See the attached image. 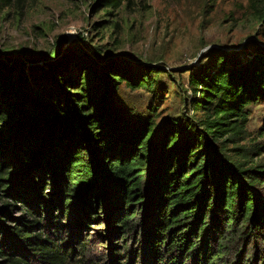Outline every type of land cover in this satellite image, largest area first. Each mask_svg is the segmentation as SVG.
Wrapping results in <instances>:
<instances>
[{
    "label": "trees",
    "instance_id": "1",
    "mask_svg": "<svg viewBox=\"0 0 264 264\" xmlns=\"http://www.w3.org/2000/svg\"><path fill=\"white\" fill-rule=\"evenodd\" d=\"M248 1L264 20V0ZM251 43L248 53L210 48L186 69L191 114L160 129L115 102L122 82L155 94L160 66L105 58L83 40L31 62L30 74L0 60V264L82 262L83 242L76 251L65 234L43 233L42 220L66 227L53 206L78 211L81 224L104 215L123 241L141 237L148 264H264V118L254 136L247 129L264 104V45ZM50 180L58 187L46 206L38 193ZM104 264L132 262L116 251Z\"/></svg>",
    "mask_w": 264,
    "mask_h": 264
},
{
    "label": "rangeland",
    "instance_id": "2",
    "mask_svg": "<svg viewBox=\"0 0 264 264\" xmlns=\"http://www.w3.org/2000/svg\"><path fill=\"white\" fill-rule=\"evenodd\" d=\"M82 40L88 51L98 50L105 58L127 59L164 69L155 76V94L145 88L131 89L124 82L117 86L115 94L118 105L139 115L153 116L160 129L166 119L191 114L184 103L192 98L186 69L198 65L213 47L248 53L251 41L264 45V20L256 17L248 0H146L144 3L136 0L133 8L122 4L116 10L100 8L97 0H20L0 6V60L10 65V60L19 59L29 74L31 62L42 64L41 59H47V54L59 45L65 48ZM263 118L264 104L253 106L247 124L253 136ZM1 144L10 145L7 139ZM56 187L54 180H50L39 190L38 195L46 206L52 205ZM6 199L12 202V197ZM58 208L53 206L51 212L55 216L60 214L55 219L66 227L62 226L59 233L49 221L42 220L43 233L55 241L61 238V233L65 234L63 238L71 241L76 251L83 242L82 262L104 264L116 251H124L132 264L151 262L141 237L128 235L123 241L121 236H114L113 226L117 227L118 223L111 224L101 214H86L85 223L81 224L76 221L78 211L65 214L64 209ZM12 211L13 215L19 214V208ZM4 219L8 224L13 223L9 217ZM22 251L19 245V253Z\"/></svg>",
    "mask_w": 264,
    "mask_h": 264
}]
</instances>
